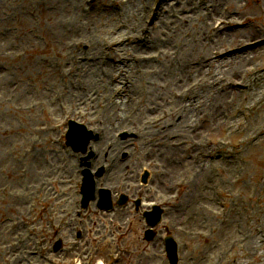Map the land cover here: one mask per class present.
<instances>
[{
    "label": "rangeland",
    "instance_id": "1",
    "mask_svg": "<svg viewBox=\"0 0 264 264\" xmlns=\"http://www.w3.org/2000/svg\"><path fill=\"white\" fill-rule=\"evenodd\" d=\"M129 1L134 0H0V264H49L39 234L50 231L52 244L50 221L65 213L73 219L58 228L65 247L57 254L80 255L82 264L84 250L90 253L89 264H169L158 240L166 227L179 242V264H264V230L258 229L264 223V87L250 83L264 68V0H143L130 20L125 14ZM155 38L163 41L144 48ZM249 47L245 54L252 61L240 64L245 55L239 53ZM95 63L100 78L92 80ZM183 64L203 67L185 88L165 91L176 104L165 102L151 107L150 114H137V93L145 86L142 74L159 82ZM148 65L153 73L147 74ZM119 77L121 83L115 80ZM194 83L198 95L188 90ZM104 86L106 91L99 90ZM212 91L223 106L220 114L214 113ZM114 92L120 94L117 99L127 93L123 99L130 109L112 119L101 100L116 99ZM76 94L79 99L71 97ZM62 107L75 108L73 115L95 124L99 132L119 118L109 141L122 129L146 136L153 131L148 124L159 118L167 133L173 132L170 141L157 146L127 139L124 149L129 158L133 154L130 165L136 167L133 190H123L118 178L114 184L102 180L114 196L137 193L145 208L152 202L165 208L152 241L144 238L143 208L129 206L128 214L82 210L77 178L69 181L80 160L73 159L70 172L61 168L72 161L56 127ZM132 117L137 129L130 127ZM104 137L97 143L98 153L107 143ZM54 149L62 155L56 173ZM115 154L107 157L109 163H125ZM107 158L102 154V161ZM144 167L151 173L147 185L136 174ZM61 179L58 187L64 193L53 195L58 189L51 182ZM251 203L256 208H248ZM250 234L258 237L247 244L244 238L251 240ZM83 242L90 247L83 249ZM123 244L129 251L120 259L117 249Z\"/></svg>",
    "mask_w": 264,
    "mask_h": 264
},
{
    "label": "bare ground",
    "instance_id": "2",
    "mask_svg": "<svg viewBox=\"0 0 264 264\" xmlns=\"http://www.w3.org/2000/svg\"><path fill=\"white\" fill-rule=\"evenodd\" d=\"M141 2V5H139V3L137 2V0H134V1H129V4L126 5V8H125V14H126V17L130 20L131 18H136L135 14L136 12L143 7V4H144V1H140ZM208 5V2L206 3V6ZM164 22V23H163ZM163 22H161L162 24V27H166L167 24H166V19L163 20ZM134 26H136L135 23H133ZM172 30V29H171ZM170 31V30H168ZM160 35H163V31L161 30V33ZM163 41V38L162 39H158V38H155L154 40H152L151 42H149L148 44H145L144 45V48H149V47H153L155 44H158L160 42ZM114 43H117L116 41ZM211 42H207V45H213L214 43L210 44ZM210 47V46H208ZM116 49V48H115ZM117 49H118V46H117ZM94 50H98V46H96L94 48ZM248 51H250V47L249 49L246 51V52H241L239 53V55H242L244 54L245 57H241L240 59V64L243 63H248L250 61H252L251 58H248L249 56H247L245 53H248ZM177 52V51H175ZM255 54V53H253ZM171 62L174 61V57H171L170 58ZM188 65V64H187ZM186 64H183L181 65V67H176L172 70V73L170 74V78H162V79H159V82H155V81H148L146 80L144 77L142 78L143 80V83L145 84V86H142V89L140 90V96H139V100H138V103H137V107H136V113L137 114H141V116H143L144 114H150L151 111H152V108H147V107H156L160 104H164L165 102L170 104V105H175L176 104V101H173L171 99H169V97L167 95H165V91H168V89L171 87H175V88H180V87H183L185 88L186 87V83L187 81H192L194 78H193V72H196L197 69H200L202 68L203 66L200 65L197 69H192L191 67H188ZM95 66H96V70L95 72L92 74V80H95V79H99L100 77L97 75V68H98V64L95 63ZM148 71H147V74H150V73H153L152 70H151V66L148 65ZM262 74H260L259 77H257L256 79H254L253 81H251L250 83H254V82H259L258 85H261L264 87V68H262ZM146 75V74H144ZM208 81V79H207ZM263 83V84H262ZM254 85V84H253ZM199 85L197 83H194L193 86H189L188 87V90H191V92H196L197 95L199 93ZM206 86V85H205ZM98 89V87L96 88ZM99 90H102L103 92L107 90V87H103L102 89H99ZM152 90L154 93H155V96H154V93L153 94H150L149 91ZM210 91V90H209ZM139 92V91H138ZM210 94H213V101H215L214 104H216V107L214 109V113L215 114H220L222 109H223V106L221 104H219V101L215 99V91H212L210 92ZM78 97V94H76L73 98L74 99H77ZM113 100H108L107 103L103 102L101 100V103L104 105V109L108 110L109 111V115L112 119H115L117 116H116V110L118 109V103L116 101V99H114L113 97H111ZM189 106V104H188ZM174 112H178V110H175ZM160 120L156 123V122H153V123H150L148 124V127H151L153 131L151 132H148V135H146V137H148L149 139V142L150 143H153L155 146L161 144V143H166L165 141H170V139L173 137V132L168 134L166 129L160 125V123L162 122L164 124V119L163 118H159ZM150 118L147 119V121L149 122ZM178 119H173L172 118V121L173 122H176ZM179 121V120H178ZM108 122V121H107ZM139 122H140V119H139ZM137 119H132V124H137ZM109 126H112L113 123L111 122H108ZM165 125V124H164ZM109 126L107 129H109ZM98 127V126H97ZM171 127H172V130L173 129H176L174 127L173 124H171ZM99 128V127H98ZM177 131V129H176ZM176 133V132H174ZM107 136H108V132H107ZM169 138V139H168ZM126 142L125 141H117L115 142V150H118L120 148H123L124 147V144ZM89 147H95V144L90 141L89 143ZM61 149H54L53 150V153H56L54 155L55 157V167L53 169V171L56 173V164L59 163L61 161ZM38 155V154H37ZM37 155L35 157H37ZM101 159V156L99 157V159H97L94 163L93 160H90L91 163L93 164L91 166V169H94L95 167H98L100 165L103 164L102 160ZM130 166V160H127L125 163H119V162H116V163H108L106 164V167H112L110 169V173H111V177H107L106 181H109L110 184H114L115 183V180L116 178L120 179L123 184H126L129 180V176L127 174V169L126 167H129ZM64 167H68L70 169L73 168V162L70 161V162H66L64 164ZM25 168V167H24ZM35 167H32V169H34ZM43 170V166L39 167ZM25 170L27 171V169L25 168ZM89 213V212H88ZM258 229H262L264 230V223H259V226H258ZM249 238H251V240H249L248 238H244V241H247L245 243L247 244H250L252 242V239L255 238V237H258L256 234L255 235H249L248 236ZM205 238L208 239V236L205 235ZM244 241H240V244Z\"/></svg>",
    "mask_w": 264,
    "mask_h": 264
}]
</instances>
